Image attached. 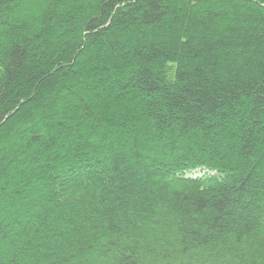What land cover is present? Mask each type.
Segmentation results:
<instances>
[{
	"label": "trees",
	"instance_id": "16d2710c",
	"mask_svg": "<svg viewBox=\"0 0 264 264\" xmlns=\"http://www.w3.org/2000/svg\"><path fill=\"white\" fill-rule=\"evenodd\" d=\"M0 264H264V0H0Z\"/></svg>",
	"mask_w": 264,
	"mask_h": 264
},
{
	"label": "rangeland",
	"instance_id": "374dc122",
	"mask_svg": "<svg viewBox=\"0 0 264 264\" xmlns=\"http://www.w3.org/2000/svg\"><path fill=\"white\" fill-rule=\"evenodd\" d=\"M193 175L197 177V176H199L200 174H199V173H196V174H193Z\"/></svg>",
	"mask_w": 264,
	"mask_h": 264
}]
</instances>
